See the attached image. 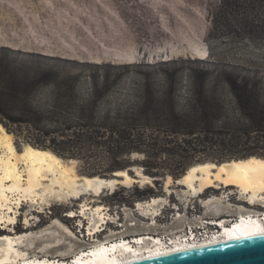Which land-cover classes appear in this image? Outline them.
<instances>
[{
	"label": "trees",
	"instance_id": "16d2710c",
	"mask_svg": "<svg viewBox=\"0 0 264 264\" xmlns=\"http://www.w3.org/2000/svg\"><path fill=\"white\" fill-rule=\"evenodd\" d=\"M240 3L221 0V8ZM8 51H0V122L17 141L79 161L99 147L112 157L140 152L147 173L175 179L198 161L264 158V66L184 60L138 65L126 102L102 108L130 66H29L28 57H48ZM127 166L116 161L81 171L103 176Z\"/></svg>",
	"mask_w": 264,
	"mask_h": 264
},
{
	"label": "rangeland",
	"instance_id": "374dc122",
	"mask_svg": "<svg viewBox=\"0 0 264 264\" xmlns=\"http://www.w3.org/2000/svg\"><path fill=\"white\" fill-rule=\"evenodd\" d=\"M220 8L221 0H0V51L34 52L48 57L36 62L28 57L25 63L29 66L39 62L44 66L65 69L82 67L88 62L128 65L130 72L125 81L101 103L102 108L115 107L121 99L126 102L138 65L184 60L264 66V0H241L234 8ZM252 23L259 28L252 29ZM14 56L25 60V56L19 53ZM82 82L87 87V77L82 78ZM14 139L17 147L22 149L25 142L17 141L15 135ZM144 157L140 152L112 157L99 147L92 156L83 157L80 161L76 159L75 167L77 173L84 174L81 170L88 166L104 167L120 161L129 165L125 168L131 169V174L135 175L132 166H139L147 173L141 162ZM108 174L103 176L114 177L113 172ZM147 174L154 177L153 184H119L113 190L101 191L98 196L84 193L79 200L75 197L67 201L55 199L40 213L38 221L33 220L37 222L33 227L40 229L55 218H61L76 230L75 221L79 218L70 219L66 213L79 210L81 199L91 205L101 203L108 206L110 213L119 215L117 224L121 221V225L126 220L125 208L132 210L138 200L157 195L168 197L169 205L163 207L165 217L159 219L163 226L170 224L179 211L190 220L240 214L225 207L209 210L204 204V200L226 195L228 190L233 192L230 198L234 204L243 203L240 200L242 197L245 199V195L239 193L237 187H210L200 197L191 198L182 194L183 186L176 183L172 185L173 192L166 194L167 175ZM173 204L179 206V210L173 208ZM30 205L24 202L17 225L13 223L11 229L21 231L25 228V212L31 208ZM188 224L187 221L180 230ZM111 228L124 230V226L112 225ZM5 231L9 232L8 227L0 229V232ZM165 232L163 229L160 231L161 234ZM105 235L101 234L100 239ZM84 245L82 248L91 246ZM70 246L71 243L64 245L65 248ZM53 257L58 258L56 255Z\"/></svg>",
	"mask_w": 264,
	"mask_h": 264
},
{
	"label": "bare ground",
	"instance_id": "6f19581e",
	"mask_svg": "<svg viewBox=\"0 0 264 264\" xmlns=\"http://www.w3.org/2000/svg\"><path fill=\"white\" fill-rule=\"evenodd\" d=\"M75 162L76 159L67 160L49 149L38 148L30 143H25L24 147L19 149L15 143L14 134L0 122V229L7 227L9 229V232H0V264H129L170 253L242 239L248 234L256 236L264 232V219L261 217L264 214L262 213L264 211V158L258 156L233 159L219 164L213 161L200 162L192 165L177 181L171 175H167L166 194L173 192L172 185L176 183L183 186L182 194L191 198L200 197L210 187H237L238 192L245 195V199L242 197L243 199L240 200L243 203L238 205L231 201L230 195L233 192L229 190L225 191L228 192L226 195L204 200L209 210L214 207H225L228 211L239 212L238 216H248L238 221L233 227H228L222 222L225 226L224 232L204 240H183L175 234L190 228L193 234L192 230L198 226H205L203 224H206V218L190 220L186 214L179 211L177 217L167 226L159 224L157 219L159 210L168 203V197L165 195L138 200L135 205L137 208L132 210L125 208L126 220L122 226H118L120 228L124 226V230L109 228L106 230L105 237L101 239L96 237L101 223L117 222L120 220L119 215L109 213L107 211L109 207L106 205L101 203L91 205L85 199H81L80 211L72 210L67 212V216L79 218L77 220L80 225H85L84 221L87 219L89 234L93 233V238L90 237V239L95 240L94 242L83 239L77 230L61 218H55L40 229L34 228L37 222L33 220L38 221L40 213L46 210V206L55 199L63 201L74 199V197L78 199L84 193H94L98 196L101 191L113 190L119 184L122 186L136 182L153 184L154 177L143 172L139 166L131 167L136 172L135 175L131 174V169L124 168L115 171L114 177H104L77 173ZM24 202L31 204V210L25 212L26 226L21 231H14L16 229L13 230L10 227L19 219ZM230 215L225 214L212 219L224 217L228 220ZM187 221L189 224L181 231L180 228L184 227ZM162 229L168 231V233L165 232V237L155 238L157 235H147L151 232L161 235ZM124 233L126 235L139 233L142 237L135 236L136 243L126 242ZM169 235L175 237L171 243L166 239ZM117 236L124 238L120 241L112 240ZM152 236L155 240L150 241ZM103 240H112V244H103ZM65 243H71V246L65 248ZM84 244H91V246L94 244V248L84 249L82 248ZM53 255L58 258L56 259ZM73 257H75L74 261Z\"/></svg>",
	"mask_w": 264,
	"mask_h": 264
},
{
	"label": "water",
	"instance_id": "95a60500",
	"mask_svg": "<svg viewBox=\"0 0 264 264\" xmlns=\"http://www.w3.org/2000/svg\"><path fill=\"white\" fill-rule=\"evenodd\" d=\"M129 264H264V235L170 253Z\"/></svg>",
	"mask_w": 264,
	"mask_h": 264
},
{
	"label": "built area",
	"instance_id": "2783aa9c",
	"mask_svg": "<svg viewBox=\"0 0 264 264\" xmlns=\"http://www.w3.org/2000/svg\"><path fill=\"white\" fill-rule=\"evenodd\" d=\"M170 201V200H169ZM137 204V202H135V205ZM167 205H169V204H167ZM174 205V204H173ZM175 206V209H179L178 207L179 206H176V205H174ZM264 206V205H263ZM189 207V206H188ZM135 208H137V206H134L133 207V209H135ZM165 208V207H164ZM164 208H162V209H160L159 211V216L157 217V219L159 220L161 217H165V214H164ZM79 211H80V209H79ZM107 211L110 213V209L108 208L107 209ZM262 213H264V211L262 212ZM67 214V213H66ZM163 214V215H162ZM116 215V214H115ZM255 216H258V215H255ZM245 217H248V216H229L228 217V220H226V218H220V217H217L218 219H212V218H210V219H205V223L206 224H203V225H205V226H207L208 227V229H205V231L204 232H202V231H200L199 229H195V230H192V232H193V234L191 233V228L190 229H188V230H186L185 232H179L178 234H175V236L176 237H182V239L183 240H185V239H191V240H196V239H198V240H204L205 238H208V237H211L212 235H216V234H221L222 232H224V228H225V226L223 225V224H226L228 227H233L238 221H241V219H244ZM261 217L264 219V214H262L261 215ZM68 218H70V219H74L75 220V218L74 217H69L68 216ZM120 218V217H119ZM118 218V219H119ZM161 220V219H160ZM159 220V221H160ZM85 221H86V224L85 225H80V223H79V221L78 220H76L75 221V225H76V230H77V232L79 233V235L83 238V239H85L86 238V240H88V241H90V242H94L95 240H91L90 239V237L91 238H93V233L92 234H89V222H88V220L87 219H85ZM105 221H107V220H105ZM222 222H224L223 224H222ZM17 225V224H16ZM112 225H114V227L116 226V227H118V226H122L121 225V221H119L118 222V224H117V222H114V223H111V222H105V223H101V226H99V228H100V230H99V233L97 232L96 233V237L97 238H100L101 237V234L102 235H104V234H106V230H108L109 228H111L112 227ZM198 228V227H197ZM103 230V231H102ZM91 235V236H90ZM137 235H139V237L138 238H141L142 236H141V234H133V235H126L125 234V237L127 238L126 239V242H129V241H131L132 243H136L137 242V237H135V236H137ZM147 235H157L155 238H159L160 236H162V237H165L166 235H165V233H162L161 235H158V233H155V232H151V234H149V233H147ZM134 236V237H133ZM102 237H104V236H102ZM153 238L152 239H149L150 241H152V240H155V238H154V236H152ZM124 237H117V238H114V239H112V240H121V239H123ZM167 241L168 242H172V240L173 239H175V237L173 236H167ZM112 240H103L102 241V243L103 244H112ZM94 245V244H93ZM88 246V247H86V248H84V249H87V250H91L92 248H94V246ZM57 259V258H56ZM74 259H75V257H73L72 258V260L74 261Z\"/></svg>",
	"mask_w": 264,
	"mask_h": 264
},
{
	"label": "snow or ice",
	"instance_id": "6c2138e0",
	"mask_svg": "<svg viewBox=\"0 0 264 264\" xmlns=\"http://www.w3.org/2000/svg\"><path fill=\"white\" fill-rule=\"evenodd\" d=\"M260 235H264V232L259 233ZM245 238L251 239L252 238V234H248Z\"/></svg>",
	"mask_w": 264,
	"mask_h": 264
}]
</instances>
